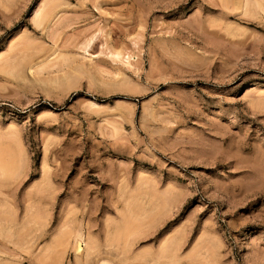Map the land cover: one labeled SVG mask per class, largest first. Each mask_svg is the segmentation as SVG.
<instances>
[{"label": "rangeland", "instance_id": "374dc122", "mask_svg": "<svg viewBox=\"0 0 264 264\" xmlns=\"http://www.w3.org/2000/svg\"><path fill=\"white\" fill-rule=\"evenodd\" d=\"M0 264H264V0H0Z\"/></svg>", "mask_w": 264, "mask_h": 264}]
</instances>
